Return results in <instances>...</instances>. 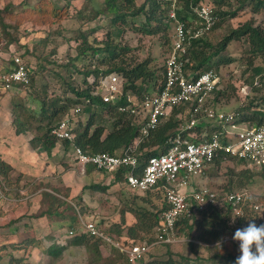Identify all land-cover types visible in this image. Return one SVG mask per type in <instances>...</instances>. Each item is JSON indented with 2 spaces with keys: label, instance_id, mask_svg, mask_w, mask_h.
<instances>
[{
  "label": "trees",
  "instance_id": "trees-1",
  "mask_svg": "<svg viewBox=\"0 0 264 264\" xmlns=\"http://www.w3.org/2000/svg\"><path fill=\"white\" fill-rule=\"evenodd\" d=\"M87 1L91 3V6L89 7L87 4H84L83 8L80 9H75L74 6H71V1L69 0H64V3H61L60 0H22L20 5H18L19 11H21L20 13L30 16L31 20L39 26H51L49 23L52 21L61 19V22H63L73 18L84 24L95 19L98 15H101L103 18L110 15L107 24H110L111 29L106 35L107 39H105L103 43L93 44L88 39L89 33H86L88 34L87 36L86 34L85 36L80 35L82 37L80 43L81 50L77 51L76 49L75 54L70 57L65 64L70 70H68L66 77L62 78V86L65 88L66 93L68 92L71 96H74L73 98H61L58 94H54L48 98L45 94L42 95L41 93L35 92V79L39 76V71L45 69V65H42L41 61L42 59L47 60L46 56L43 57V52H38L37 54L36 48L44 49V46L39 47L41 43L37 42L31 49L32 55L34 56L33 60L35 59L37 62L36 64L33 63L28 65L24 55H22V53L19 55V57L23 58H21V63L28 73L29 82L27 84L15 83L9 87H4L0 80V86H2L5 91L14 93L10 100V111L13 115L11 123L15 133L22 134L29 132L32 136L30 139L32 147L45 151L47 154L58 144H61L66 152L75 145L80 147L85 153L108 152L111 154H118L122 152L132 143L135 137L140 136L138 131L140 125L136 123L133 114L121 110V108L130 105L132 99L139 100L145 93L157 91L158 88L161 87L164 79V67H162L160 75H157L155 78L154 71L149 68L148 59L141 62H128L126 56L129 52V48L126 46L119 47L118 42H115V38L118 37L122 26L128 24V18L130 22L135 25L138 23V27H142L148 32H151L150 27L152 20L158 22V24H162L163 22V28H167L168 26L170 28L167 17L170 9V0H143L141 4L136 3V0ZM200 1L202 0H183V7L181 6L180 9L177 10L178 17L182 21H186L187 26H190V20L195 18L193 7L198 5ZM211 1L213 3V13L217 20L208 32L190 39L185 45L186 53L183 56L184 71L187 73H200L204 70L212 69V67L217 68L225 61V58L221 57L220 54L224 52L228 42L231 40H240L242 38L248 45V53L253 56H258L264 61V27L260 24H255L251 20L245 21L237 27L230 26L228 32L217 41L208 38V35L218 24L222 23L223 20L234 17L237 10L247 4L251 6L252 11H258V9L264 8V0H234V4L237 5L234 10H221L223 6L228 7L229 4L232 5L230 0ZM69 8H72L71 11ZM73 10L75 11L74 13H72ZM18 12L14 11V6L12 4L0 8V40L2 39L6 45L12 44L17 40L14 33L20 22L18 20H16L18 23L15 21L12 22L11 19ZM141 17H144L145 20H141ZM96 28L97 26L92 27L90 31ZM170 40L171 35L169 33L165 41L169 42L170 45ZM44 42L45 39L42 43ZM14 57L15 55L12 57L10 56V60L7 61L8 64L5 65L6 67L3 63L0 64V76L16 67ZM24 60H26V62ZM96 60L102 61L94 66L93 64ZM80 62L82 64L81 68L78 67ZM99 65H105V67L101 68ZM71 70L76 72L77 75L82 76L81 83H83L84 86L76 81L72 76L73 71ZM252 71L249 83L244 82L248 84V93L243 97V102H241L233 112L238 113L239 121H249L252 124L259 125L264 122V110L263 107H260L258 104V102L264 101V69L263 67L256 66L252 68ZM113 74L116 75L119 80L121 94L117 101L110 100L106 102L102 99L105 93L103 83L107 76ZM254 75L257 76L255 79ZM89 77H91L90 81L88 80ZM255 80H257V84H254ZM150 83L153 84L150 85ZM41 87L43 88V85H41ZM19 88H25V93L27 95H30L33 92L32 90H34L32 94L38 102L37 111L29 109L25 101L15 99L18 97ZM219 90L220 89H216L215 87L213 90L214 94L215 92L219 93ZM262 90L263 94H259ZM129 96L131 99H128ZM194 105L195 102L193 104L181 103L174 106L168 117L162 118L154 130L147 136H143L139 139V143L134 150V155L138 161V174L141 172V168L149 156L165 152L168 149L170 145L168 140L172 138L176 132H179V127L183 126L184 123L182 119H186V123L189 121L192 116L191 113ZM98 110L105 111L111 119V128L106 133H104L105 127L103 124L95 123L97 116H99V113H96ZM77 114L78 116L81 114H89V117L85 124L78 121L77 126L72 127V140L58 139L51 133L52 128L64 119H67L69 124L72 125L76 120ZM202 122L203 121H200V123L198 122L199 124L189 132L181 131V137L191 141H197L203 131L207 132L208 128H210V130L216 129V127H209V124L202 125ZM207 137H209L208 134L206 138ZM222 161H224L223 155L219 154L213 159L212 164L218 165ZM91 169L94 170L95 168L92 167ZM126 169V167H121L115 172L113 177L114 183L125 185V178L123 176ZM9 170L10 167L0 161V174H3L2 179L4 185L6 189L8 188L11 190L10 187L14 188L18 185L19 178L17 177L14 181H10L8 178ZM96 171L103 172L98 169ZM259 174L264 177V167H261ZM229 184V187L225 185L220 191L247 189L242 187L244 186V181L237 183L238 186L241 187L239 189L232 188L230 182ZM85 186L83 188H86ZM87 187L100 188L102 190H106L107 188L99 184H89ZM125 187L127 188L126 185ZM153 190L162 193L159 189H151L143 192L137 190L133 191L144 193ZM57 193L58 191L53 189L50 191H41L38 210L30 216L35 218L43 216L49 218L52 215L56 216L55 214L58 208L66 203ZM253 201L257 200L253 199ZM79 204L82 205L78 201V206ZM164 207V198L161 207L159 210L155 209L156 211L142 207L133 208L124 203L120 211L119 220L110 224L106 234L110 236L115 235L116 237L124 234L128 239L130 238L129 240L132 242L147 240L154 235L160 211ZM80 209L82 210V207H80ZM126 212H131L135 221L124 228L126 224ZM244 216L253 218L257 226L264 224L261 212H254L246 207ZM231 220H233V216L227 204L223 202L211 204L204 207L197 216L179 219L175 225L174 234L177 239L183 234L192 236L196 229L201 228L202 231L198 238L205 241L207 240L206 237H208V241L211 243L205 245L206 247L204 246L208 252L207 260L212 262V264H235L236 258L240 255L239 245L238 243L224 241L223 239L225 235L233 234L236 229L246 227L249 221L245 217H239L236 219L237 226H234ZM16 221L17 220H11L9 225ZM86 235L85 233L75 234L67 241L66 245L57 247L56 244H52L44 249V251L50 255L58 256L60 255V251L66 246H83L89 252L90 261L94 263L102 259L100 249L102 241L98 238L91 239ZM29 243L30 239H16L9 243L0 244V264H30L25 255ZM218 243L220 247L217 246ZM171 244L164 245L169 246ZM189 246L192 253L195 254V259L200 262L199 264H202V256L196 249L198 246L194 245L192 242H189ZM4 247L7 249L4 250ZM18 250H22V254H15V251ZM110 252L112 254V259H110V262H105L106 264H128L123 252L115 248L110 250ZM174 256L175 255L169 252L168 258L165 261L154 260L153 262L157 264H190V258L183 255H177L175 258ZM142 264L151 263L145 261Z\"/></svg>",
  "mask_w": 264,
  "mask_h": 264
},
{
  "label": "rangeland",
  "instance_id": "rangeland-1",
  "mask_svg": "<svg viewBox=\"0 0 264 264\" xmlns=\"http://www.w3.org/2000/svg\"><path fill=\"white\" fill-rule=\"evenodd\" d=\"M21 1L22 0H0V8H3L5 5L12 4L14 6V11L18 12V5H20ZM69 1H71V6H74L75 9L83 8L84 4H87L89 7L91 6V3L87 0ZM182 1L183 0H177L180 7L182 6ZM230 1L232 5L229 4L228 7L223 6L221 10H234L237 7V5L234 4V0ZM60 2L64 3V0H60ZM142 2L143 0H136V3L138 4H141ZM200 3L209 6H212L213 4L211 0H202ZM69 9L71 11L72 8ZM20 12L21 11L15 14V16L11 19L12 22H16V20L20 22H16L18 23L17 30L14 33L17 38L16 42L6 45L2 39L0 40V64L3 63L4 66L7 65V61H9L10 56L12 57L13 55L18 57L21 62L22 57H19L20 53L24 55L27 62L26 60L24 61L28 65L33 63L36 64L37 62L35 59L33 60L34 56L32 55L31 49L34 47L36 42L41 43L39 47L44 46V49L36 48L37 54L38 52H43L42 55L43 57L46 56L47 60L42 59L41 61V64L45 65V69L39 71V76L35 79V92L41 93L42 95L45 94L48 98L54 94L60 95L61 98H73L74 96H71L68 92L66 93L65 88L62 86V78L66 77L68 70H70L65 66V64L68 62L69 58L75 54L76 49L77 51L81 50L80 43L82 35L85 36L86 33H89V35L86 34V36L88 35V39L93 44L103 43V41L107 39L106 35L111 29L110 24H107L110 15L105 18L98 15L95 19H92L84 24L73 18L63 22H61V19L52 21L49 23L51 26H39L31 20L30 16L23 15ZM74 12L75 11L73 10L72 13ZM141 20H145V18L141 17ZM248 20L264 27V8L258 9V11H252L251 6L246 4L244 7L237 10L234 17L223 20L222 23L218 24L208 35V38L213 41H217L228 32L230 26L237 27ZM128 21L127 25L122 26L118 37L115 38V42H118L119 47L126 46L129 48V52L126 56L128 62H141L148 59L149 68L154 71L156 78L157 75H160L166 56L168 55V47L170 45L169 42L165 41V39L169 36V33L171 34V29L169 26L167 28H163V22L162 24H158V22L152 20L150 27L151 32H148L142 27H138V23L135 25L130 22L129 18ZM95 26H97V28L90 31V29ZM44 39L45 42L42 43ZM220 55L225 58V61H223L217 68L212 67L217 79L215 87L216 89H220V92H215L214 94L212 91L206 98L205 104L218 111H231L243 102L242 99L244 95L240 91V87L244 82L249 83L251 80L253 72L252 68L259 66L264 69V61L260 57L253 56L248 53V45L243 38L240 40L229 41L226 49ZM101 61L102 60H96L93 65L96 66L98 62ZM99 66L101 68L105 67V65ZM78 67H82L81 62L78 64ZM72 76L80 85L84 86V84L81 83V75H77L76 72L73 71ZM256 77L257 76L254 75V79ZM88 80L90 81L91 77H89ZM118 81L119 80L117 78V86L121 91ZM151 84L153 83H150V85ZM41 85H43L44 89ZM25 90V88H19V92L17 94L18 97L15 99L25 101L29 109L37 111L38 102L32 94L34 93V90H32L33 92L30 95H27ZM13 94L14 93H10L5 90L1 94V100L4 99L3 103L8 110L10 107V97ZM120 94L121 92L114 95L113 98H119ZM259 94H263V90L260 91ZM129 98L130 96L128 99ZM258 104L260 107H263L264 110V101L258 102ZM96 113H99V116H97L95 123L103 124L105 127L104 133H106L111 128V119L105 111L98 110ZM76 116V120L72 123V127L77 126L78 121L85 124L89 114H81L80 116L77 114ZM168 116L169 114L166 117ZM197 116L199 120L198 122L203 121L205 123H209L210 127L217 126L218 124L217 121L206 119L203 112L199 113ZM9 117L11 118L12 116L9 115ZM182 121H184V126L186 119H182ZM7 124L11 125V128H14L13 125L10 124L9 120H7ZM205 135L207 136V134ZM59 147L63 148L61 144H59ZM67 153L68 154H65L64 156L58 155L56 158V160L59 159L57 160L58 163L54 160V165L52 164L50 167L46 168L49 173L53 172V176H56L55 178L57 179L56 181L51 178L50 181H55L52 183H56V185H53L50 182L47 187L55 189L54 186H56L58 195L65 196L66 199L71 200V202L69 201L70 203L65 200L66 203L62 204L57 210L59 211L63 209L64 212H61L63 214L48 218L49 220L54 219L52 222H48L49 220L45 217L35 218L30 216L38 210L40 200V191H37L38 187H46V182L43 181V177L40 178L41 181H39L38 178L34 180L32 176L29 177L26 175L23 177L22 183L15 186V189L10 187L11 190L6 189L5 186L0 183V225H2L0 226V244L9 243L16 239H30V243L28 244L25 253L30 264H106L105 262H110V259H112L110 250H113L114 248L118 249L115 245L116 243L121 244L127 243V241L128 243L132 242L129 240L130 238L125 240L126 238H116L113 235L110 236L109 234H106L110 224L119 220L120 211L124 206V203L132 206L133 208L142 207L148 208L149 210H159L163 200L162 193L154 190L150 192L137 193L136 191L127 189L125 185L121 183L110 182V179L108 178L109 175L105 174L104 176L100 172L96 171L97 169L81 174L73 154V147L70 148ZM64 158L66 161L60 165L59 162ZM91 168L92 167L89 166L87 169ZM260 169L261 168L259 167L248 165L247 163H241L235 159H226L218 165L209 164L202 174L192 177L189 182V188H197L206 185L220 191L225 185L229 187L230 182L232 188L239 189L241 187H239L237 183L244 181V186L242 187L247 188L251 192L252 198L256 199V202L264 205V177L259 174ZM46 170L44 169L45 173L47 172ZM46 174L48 175V173ZM82 176L86 180L85 183H88L86 186L84 185L86 188H83L82 190V194H84L87 202L84 201L80 195H78L80 192V179ZM77 181L79 186H76ZM89 184H99L105 187L114 184L117 185L113 191H106L100 188L87 187ZM70 188L72 189V192L79 188L78 193L76 194L78 196L75 195V197H69ZM21 191H24V194H22ZM78 201L82 205L79 204L78 206ZM80 207H82V210ZM259 211L261 212V215L263 216L262 220L264 221V210L260 209ZM129 213L132 215L131 212ZM131 217L134 218L133 215ZM11 220L17 221L9 225ZM81 221L96 222L98 226L102 227L104 234L110 240L106 238H98L85 233L82 228L83 225ZM232 221L233 220H231V222ZM56 222H60L62 227ZM234 223H236V220ZM124 228H126V224ZM69 230H72L74 233L70 234ZM201 231V228L196 229L192 236L183 234L179 236L178 239L176 238V241L169 246L157 245L151 249V252H149L146 256L145 261L151 264H157L153 261H165L170 252L175 255L174 258L177 255H183L191 259L190 264H199L200 262L195 259V254L192 253L189 246V242H192L194 245L198 246L196 249L202 256L201 263L212 264V262L207 260L208 252L204 248L205 245H209L211 243L208 241V237H206L207 240L205 241L198 238ZM80 233L87 234L91 239L98 238L102 241V259L92 263L90 261L91 258L89 252L83 246H66V248L61 250L63 253L60 251V255L58 256L50 255L44 251V249L50 246L53 242L66 245L67 241L71 239L73 235ZM233 234L225 235L223 240L231 241L236 244L238 243L239 245V242L233 240ZM5 249L7 248L4 247V250ZM22 252V250H18L15 251V254L20 255Z\"/></svg>",
  "mask_w": 264,
  "mask_h": 264
},
{
  "label": "built area",
  "instance_id": "built-area-1",
  "mask_svg": "<svg viewBox=\"0 0 264 264\" xmlns=\"http://www.w3.org/2000/svg\"><path fill=\"white\" fill-rule=\"evenodd\" d=\"M180 9L177 0H170L167 17L171 29V40L168 55L164 62V79L157 91L145 93L139 100H133L130 105L122 107L133 114L139 124V135L132 143L118 154L108 152L85 153L78 146L73 147V154L79 172L84 174L89 166L102 170L106 175L114 177L121 167H126L124 173L127 188L137 191L159 189L163 193L165 207L161 209L154 235L144 241L116 243L117 248L124 253L128 264H142L151 249L157 245L171 244L176 241L175 225L184 217L199 215L200 211L211 204L225 203L235 220L247 208L254 212L264 209L262 203L253 201L248 189L233 191H218L210 186L189 188L192 177L202 174L213 159L219 154L223 159H235L255 167H264V122L255 125L249 121H239L238 113L233 111H216L205 107V100L214 90L216 74L213 69L200 73L184 71L185 45L190 39L208 32L217 18L213 7L201 4L193 7L194 19L186 25L177 10ZM16 67L0 76L4 87L15 83L27 84L28 73L18 57H14ZM257 84V80L254 81ZM103 101L113 100V96L121 91L117 86V76L109 75L104 83ZM248 84L243 83L240 91L245 96ZM195 102L191 118L180 126L176 134L168 140L170 143L165 152L148 157L138 174V161L134 150L139 139L154 130L160 120L166 117L171 109L181 103ZM77 111V109H76ZM204 113L208 120L217 121L215 130H211L206 138L204 131L197 141L181 137V131H191L198 125V114ZM51 133L58 139L72 140V125L62 120L52 128ZM203 134V135H202ZM193 135V134H192ZM196 137V136H194ZM85 233L106 238L102 228L93 221H81ZM234 226H237L234 223ZM70 234L74 232L69 230ZM231 238V237H229Z\"/></svg>",
  "mask_w": 264,
  "mask_h": 264
},
{
  "label": "crops",
  "instance_id": "crops-1",
  "mask_svg": "<svg viewBox=\"0 0 264 264\" xmlns=\"http://www.w3.org/2000/svg\"><path fill=\"white\" fill-rule=\"evenodd\" d=\"M4 90L5 89H3L2 86H0V100L2 98L1 94H2V92ZM9 96H10V94H9ZM10 100H11V97H10ZM3 101H4V99L0 101V161H2L3 163H5L6 165H8L10 167V170L8 171L9 180L10 181H14L18 177L19 178L18 184L22 183V181H23L22 179L26 175L29 176V177L32 176L34 178V180L38 178L39 181H41L40 178L43 177L44 178L43 181L46 182V187L39 186L38 190H37V191H40V196L39 197L41 198V191H43V190L50 191L51 189H53L51 187H47V186H49L50 182L51 183L55 182V181H50V179L52 178V179H55L57 181V179L55 178L56 176L55 177L53 176L54 173L53 172L49 173L46 170V168L50 167L52 164L54 165V160L56 161V163H58L57 160H59V159L56 160L58 155L59 156H61V155L64 156L65 154H68V153L66 151H64L63 148L59 147V144L56 145L51 150V152L49 154H47L45 151H42V150L39 151L40 149H36V148L34 149L32 147V145L30 144V139H31L32 136H31V134L29 132H25V133H22V134H16L14 128H11V125L7 124V120H9L10 124H12L11 121H12L13 115H12V113L10 111V107H9V110H8L5 107V104L3 103ZM204 106L214 109L213 107H210V106H208L206 104H204ZM214 110H216V109H214ZM233 110H231V111H233ZM216 111H218V110H216ZM9 115H11L12 117L10 118ZM204 124H209V123L202 122V125H204ZM209 127H210V125H209ZM210 131H211L210 128H208V131L207 132L204 131V134L205 133L209 134ZM65 161H66L65 158L62 159L59 162L60 165L63 162H65ZM44 169L47 171L46 173H48V175L45 173ZM89 171H92V169H87L86 170V172H89ZM100 173L103 174L104 176L106 174L105 172H100ZM50 175H51V177H50ZM2 177H3V174H0V183L4 185ZM108 178L110 179V182L111 181L114 182L113 178L111 176H109ZM85 182H86V180L82 176L81 179H80V183H81L82 187L80 186V190L78 188L76 191H73V192H72V189L70 188L69 189L70 190L69 191V197H71V198H72V196L75 197V195L78 193V190H79L80 192H79L78 195H80L82 197V199L84 201H86V198L84 197V194H82L83 186L88 184V183H85ZM52 184L56 185V183H52ZM76 184H77L76 186H79L78 181L76 182ZM116 185L117 184L108 186L106 188V191H109V190L113 191ZM54 188L55 189H53V190L58 191L56 189V186H54ZM67 188H69V187H67ZM21 193L24 194V191H21ZM78 195H76V196H78ZM59 197H61L62 199L66 200L68 202L69 201L71 202V200L66 199L65 196H62V195L60 196L59 195ZM38 207H39V205H38ZM63 211H64L63 209L59 210V211H57V213L55 215L59 216V215L63 214V213H61ZM52 216H54V215H52ZM131 216L132 215L129 212H126V214H125L126 226L130 225L131 223L134 222V218H132ZM43 217H45V216H43ZM45 218L47 220H49L48 217H45ZM52 220H54V219H52ZM52 220H49L48 222H52ZM53 223H55V222H53ZM56 223H59L60 226H61L60 222H56ZM113 236L116 237L115 235H113ZM116 238H118V237H116ZM119 238H122V239L126 238L125 240L128 239V237L126 235H124V234H122V236H119ZM52 244H56L57 247H61L62 246V244H57L55 242H53ZM70 246H72V245H70ZM101 246H100V249H101V254L103 256V251H102V247ZM73 247H82V246H73Z\"/></svg>",
  "mask_w": 264,
  "mask_h": 264
},
{
  "label": "clouds",
  "instance_id": "clouds-1",
  "mask_svg": "<svg viewBox=\"0 0 264 264\" xmlns=\"http://www.w3.org/2000/svg\"><path fill=\"white\" fill-rule=\"evenodd\" d=\"M237 216L245 217L249 222L246 227L236 229L233 234L232 238L239 242L240 250L235 264H264V224L257 226L253 218L244 216L243 212ZM217 246L220 247V244Z\"/></svg>",
  "mask_w": 264,
  "mask_h": 264
},
{
  "label": "water",
  "instance_id": "water-1",
  "mask_svg": "<svg viewBox=\"0 0 264 264\" xmlns=\"http://www.w3.org/2000/svg\"><path fill=\"white\" fill-rule=\"evenodd\" d=\"M113 100H114V101H117V100H118V98H117V97H114V98H113Z\"/></svg>",
  "mask_w": 264,
  "mask_h": 264
}]
</instances>
